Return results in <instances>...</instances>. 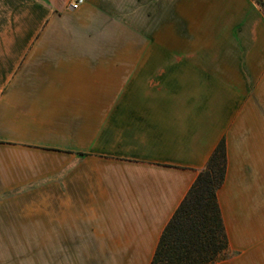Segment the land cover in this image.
I'll use <instances>...</instances> for the list:
<instances>
[{
  "label": "crops",
  "instance_id": "crops-1",
  "mask_svg": "<svg viewBox=\"0 0 264 264\" xmlns=\"http://www.w3.org/2000/svg\"><path fill=\"white\" fill-rule=\"evenodd\" d=\"M69 2L0 0V264H150L222 139L217 264H264V11Z\"/></svg>",
  "mask_w": 264,
  "mask_h": 264
},
{
  "label": "trees",
  "instance_id": "trees-1",
  "mask_svg": "<svg viewBox=\"0 0 264 264\" xmlns=\"http://www.w3.org/2000/svg\"><path fill=\"white\" fill-rule=\"evenodd\" d=\"M264 11V0H251ZM227 171L222 139L164 227L150 264H217L230 251L217 194Z\"/></svg>",
  "mask_w": 264,
  "mask_h": 264
},
{
  "label": "rangeland",
  "instance_id": "rangeland-1",
  "mask_svg": "<svg viewBox=\"0 0 264 264\" xmlns=\"http://www.w3.org/2000/svg\"><path fill=\"white\" fill-rule=\"evenodd\" d=\"M114 35H116V32L114 33ZM131 35H133V37H135V35H136V32H130V36ZM132 37V36H131ZM130 50H132L133 51V49H135V51H136V48H132V47H130L129 48ZM186 49V47H181V46H178V51H184ZM151 51H152V48H146V53H151ZM134 53H136V52H134ZM256 210H257V215H256V217L257 218H264V207H256ZM226 260H228V258L226 259Z\"/></svg>",
  "mask_w": 264,
  "mask_h": 264
},
{
  "label": "built area",
  "instance_id": "built-area-1",
  "mask_svg": "<svg viewBox=\"0 0 264 264\" xmlns=\"http://www.w3.org/2000/svg\"><path fill=\"white\" fill-rule=\"evenodd\" d=\"M83 4V0H70L69 2V8L75 9L78 6H81Z\"/></svg>",
  "mask_w": 264,
  "mask_h": 264
}]
</instances>
